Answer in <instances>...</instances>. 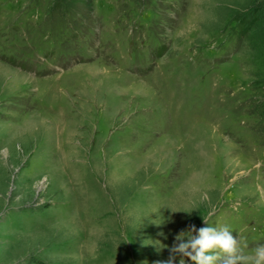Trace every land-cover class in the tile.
<instances>
[{
    "label": "rangeland",
    "instance_id": "obj_1",
    "mask_svg": "<svg viewBox=\"0 0 264 264\" xmlns=\"http://www.w3.org/2000/svg\"><path fill=\"white\" fill-rule=\"evenodd\" d=\"M204 219L264 244V0H0V264H178Z\"/></svg>",
    "mask_w": 264,
    "mask_h": 264
},
{
    "label": "clouds",
    "instance_id": "obj_2",
    "mask_svg": "<svg viewBox=\"0 0 264 264\" xmlns=\"http://www.w3.org/2000/svg\"><path fill=\"white\" fill-rule=\"evenodd\" d=\"M204 221L206 226L199 230L192 225L187 231H180L175 235L174 240L181 242L170 251L183 253L178 264H185V256L195 264H215L221 257L225 258V264H264V244L258 245L251 256L238 254L239 240L231 234L232 230L228 225L214 227L207 220ZM193 232H197V235L193 236ZM189 248L191 252L186 251ZM155 264H172V257L166 261H156Z\"/></svg>",
    "mask_w": 264,
    "mask_h": 264
}]
</instances>
